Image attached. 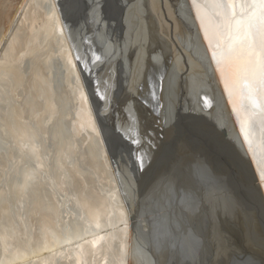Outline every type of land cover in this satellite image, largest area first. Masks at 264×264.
<instances>
[{
  "label": "bare ground",
  "instance_id": "1",
  "mask_svg": "<svg viewBox=\"0 0 264 264\" xmlns=\"http://www.w3.org/2000/svg\"><path fill=\"white\" fill-rule=\"evenodd\" d=\"M99 1L0 0V264H264V105L240 96L264 89L239 84L264 53L231 19L252 0Z\"/></svg>",
  "mask_w": 264,
  "mask_h": 264
},
{
  "label": "water",
  "instance_id": "2",
  "mask_svg": "<svg viewBox=\"0 0 264 264\" xmlns=\"http://www.w3.org/2000/svg\"><path fill=\"white\" fill-rule=\"evenodd\" d=\"M88 1V0H87ZM120 2V1H119ZM202 2H204L203 0H202ZM100 3H102L103 4V0H101V2L99 1V4ZM220 4H221V6L222 7H226L227 9L229 8V5L225 2V0H220ZM106 5V4H105ZM104 5V6H105ZM232 6H236V2L235 1H233L232 2ZM253 10H255V9H252L251 11H253ZM250 11V12H251ZM65 16L66 17H68L66 14H65ZM69 22V21H68ZM70 24V25H69ZM75 24H73V23H71V21L68 23V27H69V29H70V32L72 33V46H73V48L75 49V51L78 53V56H79V58L81 59V65H82V67H83V62L82 61H85V53H84V48H83V46H85V44H83V41H82V34L80 33H78L77 32V30H76V32H75ZM234 28V31H236L237 29H238V26H237V24H236V22L234 23V26H233ZM239 29H241V28H239ZM245 31H246V26L243 28V29H241V31H240V34H244L245 33ZM259 62V61H258ZM258 62L254 65L255 66V72H257L258 71ZM93 63V62H92ZM60 71H61V69H60ZM154 73V72H153ZM152 73V83H153V85H157V83L156 82H158V80H157V77L155 76V74L157 75V73H156V70H155V73L153 74ZM60 75H61V72H60ZM251 75H253V74H248L247 76H243V77H241V78H239V84L240 85H242V84H244V85H246V83H249V82H251L250 80H252V77L250 78V76ZM85 78H87L88 80L90 79V83H93V81H94V75H92V74H90V78H89V76L87 77V75L85 74ZM245 82V83H244ZM127 86V85H126ZM159 86V85H158ZM126 88V87H125ZM124 89V88H123ZM155 89H156V87H155ZM157 90V89H156ZM97 91V90H96ZM123 91V90H122ZM158 91V90H157ZM178 91V90H177ZM130 92V93H129ZM128 92V90H127V92H126V94L129 96V97H131V99H133L132 97H134V102H135V104L137 105V107H140V116H142L141 118L143 119V125H144V127L148 130V128H147V123H145V122H147L148 120H149V117L147 116L148 115V113H146V112H148L147 110H146V108L144 107V104H149L150 103V96H148L147 97V99L148 100H146V98H143L142 97V94H140V91H138V90H136V89H133V90H131V91H129ZM122 93V92H121ZM96 99L98 100V102H99V104L101 105V110H102V114H104V115H107V117H108V120L110 121V124H111V128L113 129L114 127L116 128L117 127V124H116V122H117V120H116V110H115V108H111V103H110V101L108 100V96H109V94L108 93H106L103 89H98V91L96 92ZM108 95V96H107ZM115 95L118 97L119 95H120V92H115ZM240 96L242 97V98H247V99H249V100H251L252 102H256V103H260V104H263L264 105V95L263 96H261L260 94L259 95H257V94H255L254 93V91H252V89H250L249 87H247V86H245V87H243V88H241L240 89ZM120 97V96H119ZM146 97V96H145ZM143 98V99H142ZM153 98L155 99V101H156V103H155V105H154V107H156V109L152 112V114L153 115H151L152 117H153V120L154 119H161L162 121H166V123H168V124H171V123H173V121L171 120V115L173 114V112H172V110H167V108H168V106L165 108V107H163L164 106V104H163V101H162V99H161V94H159L158 92L157 93H154L153 94ZM159 110V111H158ZM159 112V113H158ZM130 114V116L132 117H134L135 115H138V111L137 112H135L134 110H131V112L129 113ZM198 117V116H197ZM172 125V124H171ZM171 125H169V126H171ZM251 123H248V127H250L251 128ZM114 126V127H113ZM169 126H168V129H169ZM167 129V130H168ZM114 130V129H113ZM152 138V134H151V132L150 131H148V133L147 134H144V137L142 138L143 139V143H144V145H145V143L147 142V141H149L150 139ZM170 140L168 139V137H167V135L165 134V132H164V134H163V136L160 138V143L162 144V146H163V148H164V150H162V152L161 153H159V155H158V162L160 161V168H164L163 170H164V172H166V173H168V171H169V169L171 170L172 168H173V164H174V159H175V162H177L178 161V167H179V170H180V172L181 173H183V177H184V181H185V183L187 184L186 186H187V192H185L184 194H182V199H188L189 197L190 198H193V195L194 194H192V188H191V186H192V184H190L189 183V179H188V175L185 173V170H184V168H183V166L181 165V163H179V158H180V156H179V153L176 155V157L174 156L173 157V155L171 154V147H170ZM145 147V146H144ZM145 149V148H144ZM135 152V151H134ZM122 164H124V166H125V170H127V164H125V163H122ZM165 167L167 168V170L165 171ZM174 170V169H173ZM126 173H128V172H126ZM125 173V174H126ZM128 175H129V173H128ZM129 177H131V180L132 181H134V183H141V185H143V187L145 188L146 187V185H144V181L141 179V177H139V175L137 174V173H134V177H133V179H132V176H129ZM144 178H146V182H147V184H149V186L151 187V185H150V180L146 177V176H144ZM138 184V185H139ZM147 189V188H146ZM210 189H212V188H210ZM150 191H152V190H150ZM209 191H211V190H203V191H200V192H198L197 194L199 195V197L200 198H202L203 197V195L204 196H206V195H208L209 194ZM153 192V191H152ZM149 193V195L150 196H152L153 195V193ZM157 196L156 197H160V195L158 196V194H156ZM259 196H260V194H259ZM261 198V197H260ZM261 202H262V205H263V208H264V202H263V200L261 199Z\"/></svg>",
  "mask_w": 264,
  "mask_h": 264
},
{
  "label": "snow or ice",
  "instance_id": "3",
  "mask_svg": "<svg viewBox=\"0 0 264 264\" xmlns=\"http://www.w3.org/2000/svg\"><path fill=\"white\" fill-rule=\"evenodd\" d=\"M100 7L97 4V8ZM127 7V5H125ZM248 8L255 9L250 13H245V9L242 7L240 12V18L237 19V14L235 11V6H233L231 19L234 20L238 28L243 29L245 26L247 28V36L251 37L250 48H259L262 53H264V0H252V3L248 5ZM93 12L96 11L94 8ZM145 23L147 21V16L144 17ZM141 41H136L134 44L135 49L138 52ZM99 60L100 57L95 58ZM79 60V57H77ZM253 75L256 77L255 84L257 88L264 89V56H261L258 62V71L254 72ZM160 264H164L163 261Z\"/></svg>",
  "mask_w": 264,
  "mask_h": 264
}]
</instances>
